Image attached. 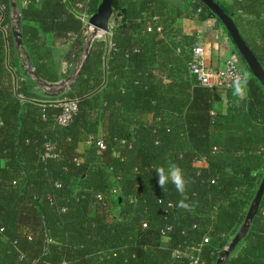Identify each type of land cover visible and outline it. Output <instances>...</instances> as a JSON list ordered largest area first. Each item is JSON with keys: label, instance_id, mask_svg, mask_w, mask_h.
<instances>
[{"label": "trees", "instance_id": "trees-1", "mask_svg": "<svg viewBox=\"0 0 264 264\" xmlns=\"http://www.w3.org/2000/svg\"><path fill=\"white\" fill-rule=\"evenodd\" d=\"M14 1L48 85L27 73L13 0H0V264H218L264 178V85L250 72L245 107L226 88L228 106L215 111V88L189 71L196 36L174 28L188 10L178 2L218 17L200 0H115L111 35L86 53L74 7L93 14L101 0ZM217 1L264 66V0ZM83 62L70 87H53ZM65 98L78 108L60 125ZM49 142L58 156L43 158ZM169 164L182 169L184 194L158 185L155 167ZM223 264H264V195Z\"/></svg>", "mask_w": 264, "mask_h": 264}, {"label": "water", "instance_id": "water-1", "mask_svg": "<svg viewBox=\"0 0 264 264\" xmlns=\"http://www.w3.org/2000/svg\"><path fill=\"white\" fill-rule=\"evenodd\" d=\"M114 1L115 0H101L97 10L91 15L89 19V23L93 26V29L90 33V38L87 43L86 53L89 52V48L93 40L101 31H105V32L109 31L110 22L114 14ZM200 1L203 2L219 18V20L221 21V23L224 25L229 35L231 36L242 59L245 61L246 65H248L250 72L262 83V85H264V66L260 62L257 55L253 52L251 47L248 45L244 37L242 36L241 31L237 26L234 18L226 12V10L217 0H200ZM13 5L15 7L13 11L14 14L13 32L18 47L22 48L25 54V56L22 57L23 62L25 64V69L27 73L34 79V81L38 85L42 87H46L48 83L39 76L28 56V53L24 49L22 34L19 29L21 25V14L17 10L16 2L14 0H13ZM83 64L84 62L82 63V65H79L68 78L62 80L60 83L53 85V87L58 90H63L65 88L70 87L74 82V80L76 79V77L79 75L80 73L79 69L81 68V66H83ZM263 195H264V178L249 208L246 221L244 222L238 233L234 236L230 244L224 249V251L221 252L218 259V264H223L225 258L229 257L235 251L237 245L246 235L250 226V222L253 220L254 216L256 215V213L260 208Z\"/></svg>", "mask_w": 264, "mask_h": 264}, {"label": "crops", "instance_id": "crops-1", "mask_svg": "<svg viewBox=\"0 0 264 264\" xmlns=\"http://www.w3.org/2000/svg\"><path fill=\"white\" fill-rule=\"evenodd\" d=\"M230 3L232 0H225ZM81 4V3H80ZM75 5V14L82 13L86 11L84 5ZM183 9H188L186 12L181 13V15L176 19L174 23V28L179 31L182 35L187 37L196 36L198 33L203 35L206 39V57L208 64L213 66H221L229 58H235L241 66L246 67V75L249 78L251 76L250 71L247 69L245 61L242 59L240 53L238 52L231 36L228 31L221 23V21L216 17H210L208 19H200L196 14L191 13V6L188 7L187 2H178ZM112 21V20H111ZM48 40L52 39L50 36ZM67 45L55 46L56 58L58 63H60L61 68H65L63 63V56L67 50ZM248 72V73H247ZM219 94L220 99L216 97ZM247 94V91H246ZM247 102L246 95L241 102L236 103L237 108H244ZM228 106L227 92L226 88H215L214 90V108L215 111H225ZM96 211L95 203L91 205V212L94 214ZM169 237H163V245L169 246Z\"/></svg>", "mask_w": 264, "mask_h": 264}, {"label": "built area", "instance_id": "built-area-1", "mask_svg": "<svg viewBox=\"0 0 264 264\" xmlns=\"http://www.w3.org/2000/svg\"><path fill=\"white\" fill-rule=\"evenodd\" d=\"M83 6V4H80ZM198 11H201L199 9ZM92 14L84 11L78 13V17L81 18L84 24V32L90 34L93 26L89 23V19ZM154 25L152 23L148 24V30L153 29ZM113 28V22H110L109 31H101L96 38L107 39L111 35ZM157 30L162 31V25H157ZM189 71L195 79L202 85L211 88H232V82L237 75L246 74V67L240 65V63L235 58L227 59L221 66H213L208 64L206 57V39L203 35L197 34L194 44L191 48V60L189 62ZM55 103L62 108V111L57 115V123L60 125H67L73 114L77 111L78 105L75 99L65 98L62 100H57ZM101 147H105L103 141L99 142ZM58 153L55 151V146L52 143H47L45 153L43 158L46 157H57ZM199 163H202L200 160ZM101 198V195H99ZM146 225V224H145ZM166 235V234H165ZM167 237V236H164ZM208 241V238H205ZM175 255L183 256L188 255L187 252H182L181 250L175 251ZM193 264H196L198 258L190 257ZM66 264V262H63Z\"/></svg>", "mask_w": 264, "mask_h": 264}, {"label": "clouds", "instance_id": "clouds-1", "mask_svg": "<svg viewBox=\"0 0 264 264\" xmlns=\"http://www.w3.org/2000/svg\"><path fill=\"white\" fill-rule=\"evenodd\" d=\"M247 82L248 77L246 74L237 75L232 82L233 96L241 99L244 98L246 95ZM154 170L158 176V185L162 189L165 190L166 185L171 182L178 193H185L187 181L185 180L183 171L179 166L169 164L167 170L164 166H156ZM177 206L190 210V205L185 203L184 200L179 201Z\"/></svg>", "mask_w": 264, "mask_h": 264}, {"label": "rangeland", "instance_id": "rangeland-1", "mask_svg": "<svg viewBox=\"0 0 264 264\" xmlns=\"http://www.w3.org/2000/svg\"><path fill=\"white\" fill-rule=\"evenodd\" d=\"M231 2V1H230ZM199 34V33H198ZM248 73V72H247ZM246 91H247V87H246ZM217 96L216 97H218V100L220 99V96H219V94H216Z\"/></svg>", "mask_w": 264, "mask_h": 264}]
</instances>
